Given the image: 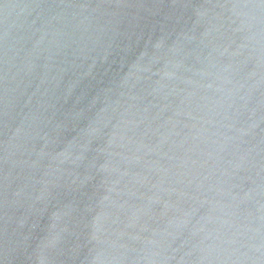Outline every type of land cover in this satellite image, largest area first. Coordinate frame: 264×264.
Returning a JSON list of instances; mask_svg holds the SVG:
<instances>
[{"label":"water","instance_id":"95a60500","mask_svg":"<svg viewBox=\"0 0 264 264\" xmlns=\"http://www.w3.org/2000/svg\"><path fill=\"white\" fill-rule=\"evenodd\" d=\"M0 264H264V0H0Z\"/></svg>","mask_w":264,"mask_h":264}]
</instances>
